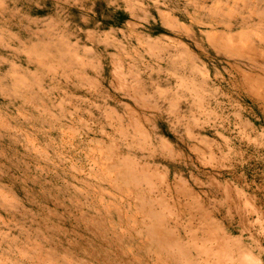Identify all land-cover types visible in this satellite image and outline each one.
I'll use <instances>...</instances> for the list:
<instances>
[{
  "label": "rangeland",
  "instance_id": "obj_1",
  "mask_svg": "<svg viewBox=\"0 0 264 264\" xmlns=\"http://www.w3.org/2000/svg\"><path fill=\"white\" fill-rule=\"evenodd\" d=\"M0 264H264V0H0Z\"/></svg>",
  "mask_w": 264,
  "mask_h": 264
},
{
  "label": "trees",
  "instance_id": "obj_2",
  "mask_svg": "<svg viewBox=\"0 0 264 264\" xmlns=\"http://www.w3.org/2000/svg\"><path fill=\"white\" fill-rule=\"evenodd\" d=\"M124 19V18H123Z\"/></svg>",
  "mask_w": 264,
  "mask_h": 264
}]
</instances>
